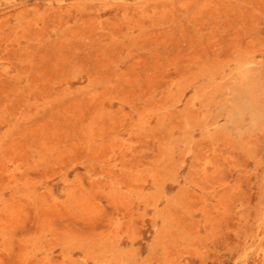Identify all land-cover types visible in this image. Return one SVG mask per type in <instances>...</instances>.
Here are the masks:
<instances>
[{"label":"rangeland","instance_id":"obj_1","mask_svg":"<svg viewBox=\"0 0 264 264\" xmlns=\"http://www.w3.org/2000/svg\"><path fill=\"white\" fill-rule=\"evenodd\" d=\"M0 264H264V0H0Z\"/></svg>","mask_w":264,"mask_h":264}]
</instances>
